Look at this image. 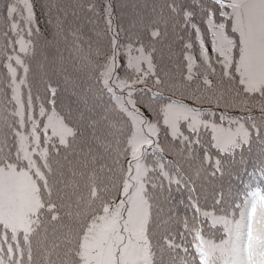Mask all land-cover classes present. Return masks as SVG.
Returning a JSON list of instances; mask_svg holds the SVG:
<instances>
[{
	"label": "snow or ice",
	"instance_id": "6c2138e0",
	"mask_svg": "<svg viewBox=\"0 0 264 264\" xmlns=\"http://www.w3.org/2000/svg\"><path fill=\"white\" fill-rule=\"evenodd\" d=\"M21 3L28 38L19 29L18 21L11 19V31L19 34L0 50V65L5 77V88L0 89L3 94L0 120L7 122L10 115L18 125L12 127L9 124L16 137L15 160L3 158L0 161V264H32V237L46 234L50 223L62 221L65 216L69 219L84 217L85 223L75 235L70 225L60 224L66 228L63 239L76 245L68 252L79 258L67 255L63 264H101L96 258L97 245L101 242L106 246L122 243L126 235L129 240L143 241V246L150 248L152 195L162 187L151 177L157 169L169 188L177 185L178 190L186 189V207L193 210L191 216L183 215L178 222L192 234L195 254L181 258L179 264H198V261L209 264V256L216 251L233 255L231 264H245L239 256L241 251L246 252L247 264H253V241L264 248V197L251 206L245 197L243 204L235 205L230 213L217 215V210H208L203 201L211 194L214 204H219L224 198L223 189L214 194L207 187L198 191L183 176L169 172L158 153L164 151L162 138L166 141L171 138L169 146L184 151L183 147L176 148V140L181 146L199 144L200 129L210 128L209 143L216 149V154L213 156L206 149L201 159L210 163L209 175L223 176L230 172L224 168L228 161L223 157L235 162L238 153L250 143V131L255 129L258 133L264 127V0H212L211 6L197 4L200 13H206L202 15V21L211 34L214 61L206 46L203 29L196 22V7L184 0H169L168 8L175 16L182 17L181 23L189 32L179 53L180 62L174 65L175 73L171 70L159 72L153 57L155 49L139 38L137 42L120 41L112 20L111 0H105L104 18L110 33L108 47L93 49L95 56L102 57L98 63L91 56L85 57L96 71L100 87L93 95L102 106L98 115L88 118V126L95 134L97 126L103 122L111 137L94 135L96 143L103 148L102 155L92 149L85 152L77 147L83 138L80 121L84 114L81 112L73 117L70 109H64V115L57 111L59 85L55 82L45 81L47 95L37 96L40 102L36 111L28 78L31 71L28 59L36 53V41L31 38L36 6L33 0H21ZM85 7L98 11L94 2H88ZM13 11L14 8L9 9L10 17ZM229 22L231 34L226 30ZM61 26L62 21L58 18L57 27ZM193 31L202 58L199 63L192 53ZM39 32L36 26L35 33ZM149 36L152 40L160 38V27L150 25ZM215 65L220 66L224 78L236 82L235 88L230 84L225 89L213 80L217 74ZM149 81L153 87L148 88V95L141 96L144 88L139 86H147ZM165 85L169 89L183 90L195 103H187L176 95L164 99L161 88ZM105 95L107 104L103 101ZM250 103L261 109V118L255 117L247 108ZM198 104L216 105L217 109L240 108L248 115L245 119L238 112L220 111L217 117L216 109L197 107ZM138 105H146L153 113L152 117L146 116ZM182 129H187L193 136ZM149 149L157 154L155 167L145 162ZM72 152L79 153V168H73L71 176L65 177L59 167V158L66 159ZM188 152L191 153L190 147ZM98 156L103 162H98ZM257 172L264 177V165L254 169L253 175ZM81 185L86 192L80 190ZM255 191H252L253 198ZM97 201L98 209L92 208ZM180 203L185 202L181 199ZM257 203L262 210L259 217L256 216ZM236 208H239L238 215ZM89 211L93 213L90 217ZM201 217L223 225L226 236L219 242L223 248L216 240L205 238ZM242 236L247 238L243 249L240 246ZM167 242L170 246L182 247L171 239ZM184 251L187 253V248ZM45 264H50L48 255ZM110 264L130 262L118 259ZM225 264L229 262L225 261ZM255 264H264V253Z\"/></svg>",
	"mask_w": 264,
	"mask_h": 264
},
{
	"label": "trees",
	"instance_id": "16d2710c",
	"mask_svg": "<svg viewBox=\"0 0 264 264\" xmlns=\"http://www.w3.org/2000/svg\"><path fill=\"white\" fill-rule=\"evenodd\" d=\"M88 2H94L96 10H89L85 7ZM36 6V21L33 25L34 35L31 37L36 41V53L28 59L31 65L29 73V80L32 86L33 101L37 105V96L45 97V81L51 80L59 85L57 111L64 115V109H70L71 115L75 117L78 113L84 114V119L80 121V126L83 129L82 140L78 142L77 147L83 151L89 149L102 155V146L96 143L94 135L103 138H109L108 128L101 122L97 126L96 133L93 134L91 128L88 126V118L94 117L100 113L102 106L100 101L94 98V91L100 86L96 80V71L93 66L85 59L86 56H91L97 63L102 57H97L93 53L96 47L107 49L110 33L107 30L104 18L105 0H33ZM169 0H111L112 5V20L115 25V32L118 33L119 39L122 43L129 41L137 42L143 41L155 49L153 52L154 61L157 64L158 71L163 73L171 70L175 73V64L180 62L181 49L184 42L189 38L187 26H183L182 17L175 16L168 8ZM186 4H192L196 7L198 15L195 18L196 22L200 24L203 29L204 40L208 48L209 54L213 56V61L216 56L212 53L211 48V34L207 30L205 23L202 21V15L197 4L212 5V0H184ZM14 8L11 17L9 16V9ZM23 6L21 0H0V50L7 47L9 39L15 40L19 32H12L10 29V20L18 21L19 29L23 30L22 34L27 39V25L22 19ZM62 21V26L57 27V19ZM158 25L161 30L160 38L152 40L149 36V26ZM38 26L40 32L35 33V27ZM231 34L230 22L226 29ZM75 33V35H73ZM193 43L192 53L199 63L201 61L199 44L195 39V32L191 33ZM18 47V45H17ZM11 51V49H8ZM176 53V55H173ZM41 65L43 67H41ZM217 67V74L212 78L225 89L231 84L233 88L237 86L236 82L224 78L222 70L219 65ZM201 71L204 66L201 65ZM235 75V73H233ZM4 75L2 65H0V89L5 88ZM238 79V78H237ZM195 83V82H193ZM144 91L140 93L141 96L148 95V88L153 87L151 81L147 86L140 85ZM161 90L164 92V99L169 96L176 95L177 98L185 100L187 103H195L184 94L183 90L169 89L167 85L162 86ZM27 88H25V93ZM256 98L258 94H256ZM104 104H107L108 97H103ZM3 103V94L0 93V105ZM197 107L216 109V115L219 117L220 111L238 112L245 119L248 112L245 110L241 112L240 108L217 109L216 105L198 104ZM141 111L149 118L153 113L146 105H138ZM247 108L251 109L252 114L261 118V109L250 103ZM9 115V114H4ZM43 119V118H41ZM18 127L15 119L9 115L8 121L0 120V161L3 158L15 160L16 153V137L12 132V127ZM203 128V127H202ZM185 134L190 137L192 133H188L187 129H182ZM207 136L211 134V129L205 132ZM130 134V133H129ZM164 133L161 132V137ZM200 140L203 139L201 131L199 132ZM168 141L161 139V145L164 148L162 153H158L161 160L166 164V169L177 175L184 177L186 182H190L197 187L198 191H203L204 187L213 191L223 189L224 198L219 204H214L212 195L210 194L206 201L208 210H217V215L223 213H230L235 205H242L245 197L249 200V206L252 203L258 202L261 197H264V177L254 176V169L264 165V127L260 128L257 133L255 129L251 130L250 143L246 144L242 151L238 153L236 161L231 162L230 158L225 156L223 159L228 161L224 168L230 172L223 176L217 174L212 177L208 174L210 171V163L201 159V154L204 151L197 150L193 144L185 143L181 146L179 140L174 142L176 148L183 147L184 151L174 150L169 146ZM191 148V153L188 148ZM208 150L215 156L216 149L209 147ZM146 159L150 156L155 159L151 149H149ZM78 152H72L64 159L60 160V170L65 174V177L71 176L73 168H79L77 162ZM223 156V153H220ZM146 161V160H145ZM98 162H103L99 159ZM147 163V161H146ZM150 164L155 167L156 162ZM55 166V165H54ZM91 166V165H90ZM151 177L156 179V182L162 187H158L152 195V223L149 227V235L151 239V247L148 248L147 255L142 259L143 264H179L181 258L188 254L194 253L193 237L190 232L185 230L178 222V218L187 215H192V209L186 207L187 196L186 189H179L177 185L168 186V182L160 175L159 169L151 173ZM149 189L151 191V180L149 182ZM81 191L86 192V188L81 185ZM255 191V197H252V191ZM118 196V193H115ZM184 200V204L180 200ZM253 199V200H252ZM74 202V197H73ZM99 201L92 205V208L98 209ZM261 208L257 203L256 216L261 214ZM238 215L239 208H236ZM93 213L89 211L90 217ZM203 222L202 232L206 239L216 240L217 244L226 236L222 224H213L210 218L201 217ZM70 225L73 229L74 235L77 230L81 229V225L85 223V218L75 217L69 219L67 216L62 221L50 223L46 234H41L32 237V264H45V256L48 255L50 264H63L67 255L73 256L74 259H79L75 253H69L70 247L76 245L70 244L63 239L66 228L61 227L60 224ZM256 227V225H253ZM183 232V237L181 233ZM167 237V239H165ZM171 239L175 244L182 245V247L170 246L167 242ZM246 237L241 238L240 246L243 249ZM223 248V245H219ZM187 248V253L184 249ZM264 253L262 248L256 241H253L252 261H255ZM235 257L227 251L213 252L209 256V264H225ZM239 259L247 264L248 255L241 251ZM199 264V261H198Z\"/></svg>",
	"mask_w": 264,
	"mask_h": 264
},
{
	"label": "rangeland",
	"instance_id": "374dc122",
	"mask_svg": "<svg viewBox=\"0 0 264 264\" xmlns=\"http://www.w3.org/2000/svg\"><path fill=\"white\" fill-rule=\"evenodd\" d=\"M139 245H140V248H138V250H135V249L133 250V256H135L134 259L140 258L144 254V252L146 251V248L143 246V241H139ZM111 247H112V245L111 246H103L101 243H99L96 248H98L97 251L102 250V251H107L108 253H111ZM100 254H101V252H100ZM98 256H99V254L97 253V257H96L97 259H98ZM118 259H122L119 254L116 257V260H118ZM103 264H110V260L108 258L104 259Z\"/></svg>",
	"mask_w": 264,
	"mask_h": 264
}]
</instances>
